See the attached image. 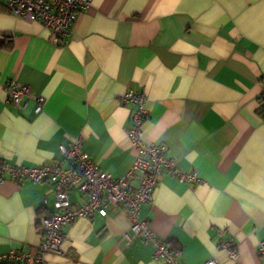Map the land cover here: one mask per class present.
<instances>
[{"label": "crops", "instance_id": "1", "mask_svg": "<svg viewBox=\"0 0 264 264\" xmlns=\"http://www.w3.org/2000/svg\"><path fill=\"white\" fill-rule=\"evenodd\" d=\"M2 37L12 47L0 49L1 158L26 166L61 160L58 145L80 136L99 169L120 178L134 152L133 106L119 95L142 92L143 137L202 182L163 172L140 218L182 264H231L227 241L239 264H264V0H90L57 45L50 29L0 2ZM12 78L44 97L39 112L32 100L23 108L7 100ZM68 195L72 204L82 199L76 187ZM53 200L47 181L1 182L0 253L33 251ZM128 231L118 209L78 218L64 228V254H46L43 264H162L142 237L125 243Z\"/></svg>", "mask_w": 264, "mask_h": 264}, {"label": "built area", "instance_id": "2", "mask_svg": "<svg viewBox=\"0 0 264 264\" xmlns=\"http://www.w3.org/2000/svg\"><path fill=\"white\" fill-rule=\"evenodd\" d=\"M15 15L28 21H37L50 29L51 43L57 45L69 37L78 14L89 5L90 0H0ZM7 100L18 108H23L28 100L35 103L39 112L44 97L31 92L30 87L16 79L4 83ZM122 103L131 104L130 124L127 137L130 140L134 159L128 171L120 178L101 171L97 162L83 150L80 136H74L58 145L61 160L35 166L13 164L0 157V183L5 180L34 183L47 181L52 185L54 195L53 210L38 219L40 242L33 251L10 249L0 253V263L11 261L17 264H43L45 255L64 254L62 241L64 228L81 217L90 218L93 214L107 215V209H118L126 213L129 231L124 234L125 243L140 236L153 246V258L162 264H182L179 251L172 249L140 218L141 205L150 202L152 193L163 172L174 175L179 181L202 182L193 171L183 172L176 166L175 159L167 154L162 143L147 141L141 130L146 117V97L144 93L125 89L119 95ZM258 105L264 119V78L260 80ZM66 162L64 166L63 163ZM136 178L135 188L129 187V180ZM76 187L82 194L78 204H72L68 192ZM230 253L231 264L238 263V255L230 241L223 243ZM261 253H264L262 251ZM264 255V254H262ZM205 264H218L210 257Z\"/></svg>", "mask_w": 264, "mask_h": 264}, {"label": "trees", "instance_id": "3", "mask_svg": "<svg viewBox=\"0 0 264 264\" xmlns=\"http://www.w3.org/2000/svg\"><path fill=\"white\" fill-rule=\"evenodd\" d=\"M11 47H12V41L10 37L0 38V49L9 50Z\"/></svg>", "mask_w": 264, "mask_h": 264}]
</instances>
